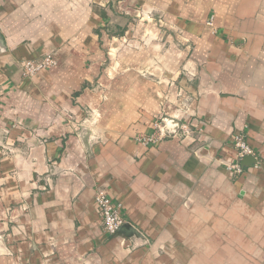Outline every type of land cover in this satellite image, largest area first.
Listing matches in <instances>:
<instances>
[{
    "label": "crops",
    "instance_id": "1",
    "mask_svg": "<svg viewBox=\"0 0 264 264\" xmlns=\"http://www.w3.org/2000/svg\"><path fill=\"white\" fill-rule=\"evenodd\" d=\"M0 264H264V0H0Z\"/></svg>",
    "mask_w": 264,
    "mask_h": 264
},
{
    "label": "built area",
    "instance_id": "2",
    "mask_svg": "<svg viewBox=\"0 0 264 264\" xmlns=\"http://www.w3.org/2000/svg\"><path fill=\"white\" fill-rule=\"evenodd\" d=\"M211 19L208 23L212 25ZM57 60L52 54H47L38 59H27L23 61V73L25 76H33L37 72L56 65ZM191 126L187 124H180L175 117H160L154 123V131L150 134H142L136 137V140L145 145H153L165 138L170 137H184L193 133ZM233 148L235 150L232 160L226 161V167L234 175L238 176L243 173V160L247 156H255L257 154L255 149L246 141L244 135L235 134L233 138ZM97 210L101 216L104 231L108 235L118 233L125 223V218L120 213V204L114 200L104 191L97 193L95 197Z\"/></svg>",
    "mask_w": 264,
    "mask_h": 264
}]
</instances>
